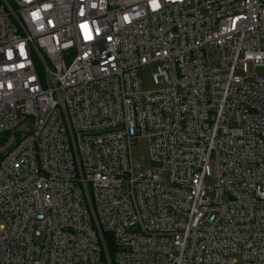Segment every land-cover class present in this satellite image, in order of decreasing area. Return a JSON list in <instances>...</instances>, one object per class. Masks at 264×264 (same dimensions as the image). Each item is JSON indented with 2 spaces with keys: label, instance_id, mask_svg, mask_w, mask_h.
I'll return each mask as SVG.
<instances>
[{
  "label": "built area",
  "instance_id": "2783aa9c",
  "mask_svg": "<svg viewBox=\"0 0 264 264\" xmlns=\"http://www.w3.org/2000/svg\"><path fill=\"white\" fill-rule=\"evenodd\" d=\"M16 129L0 264H264V0H0Z\"/></svg>",
  "mask_w": 264,
  "mask_h": 264
},
{
  "label": "rangeland",
  "instance_id": "374dc122",
  "mask_svg": "<svg viewBox=\"0 0 264 264\" xmlns=\"http://www.w3.org/2000/svg\"><path fill=\"white\" fill-rule=\"evenodd\" d=\"M152 71L153 67L151 65H146L141 69L143 85L147 89H153L156 87L152 78ZM258 72H260V70ZM22 134L23 131L20 129H16L14 132L6 133L3 136H0V139L5 137L4 141H0V145H2L6 140H8L7 143H13L19 139ZM132 154L136 163H144V160L149 157V144L147 138L141 137L135 141V144L132 147ZM146 166L149 167L150 164H146Z\"/></svg>",
  "mask_w": 264,
  "mask_h": 264
},
{
  "label": "trees",
  "instance_id": "16d2710c",
  "mask_svg": "<svg viewBox=\"0 0 264 264\" xmlns=\"http://www.w3.org/2000/svg\"><path fill=\"white\" fill-rule=\"evenodd\" d=\"M5 140V137H3L2 139H0V141H4Z\"/></svg>",
  "mask_w": 264,
  "mask_h": 264
}]
</instances>
